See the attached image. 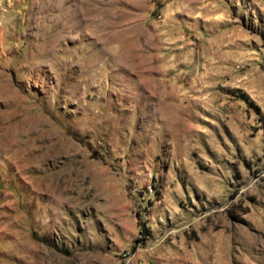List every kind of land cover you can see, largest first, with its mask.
I'll list each match as a JSON object with an SVG mask.
<instances>
[{
	"label": "rangeland",
	"instance_id": "1",
	"mask_svg": "<svg viewBox=\"0 0 264 264\" xmlns=\"http://www.w3.org/2000/svg\"><path fill=\"white\" fill-rule=\"evenodd\" d=\"M128 261L264 264V0H0V264Z\"/></svg>",
	"mask_w": 264,
	"mask_h": 264
},
{
	"label": "trees",
	"instance_id": "2",
	"mask_svg": "<svg viewBox=\"0 0 264 264\" xmlns=\"http://www.w3.org/2000/svg\"><path fill=\"white\" fill-rule=\"evenodd\" d=\"M239 98L242 99V100H244V102L249 106V108L254 109V111H255L257 114H260V109H259V107L256 106L252 101H250L246 94L241 93ZM261 119H263V118H261Z\"/></svg>",
	"mask_w": 264,
	"mask_h": 264
},
{
	"label": "bare ground",
	"instance_id": "3",
	"mask_svg": "<svg viewBox=\"0 0 264 264\" xmlns=\"http://www.w3.org/2000/svg\"><path fill=\"white\" fill-rule=\"evenodd\" d=\"M126 264H132V262L131 261H128Z\"/></svg>",
	"mask_w": 264,
	"mask_h": 264
},
{
	"label": "built area",
	"instance_id": "4",
	"mask_svg": "<svg viewBox=\"0 0 264 264\" xmlns=\"http://www.w3.org/2000/svg\"><path fill=\"white\" fill-rule=\"evenodd\" d=\"M122 264H123V262H122ZM144 264H147V263H144Z\"/></svg>",
	"mask_w": 264,
	"mask_h": 264
}]
</instances>
